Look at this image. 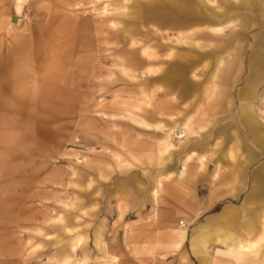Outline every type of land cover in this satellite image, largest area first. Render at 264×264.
Segmentation results:
<instances>
[{
  "label": "rangeland",
  "instance_id": "rangeland-1",
  "mask_svg": "<svg viewBox=\"0 0 264 264\" xmlns=\"http://www.w3.org/2000/svg\"><path fill=\"white\" fill-rule=\"evenodd\" d=\"M243 116L264 0H0V264H264Z\"/></svg>",
  "mask_w": 264,
  "mask_h": 264
},
{
  "label": "crops",
  "instance_id": "crops-1",
  "mask_svg": "<svg viewBox=\"0 0 264 264\" xmlns=\"http://www.w3.org/2000/svg\"><path fill=\"white\" fill-rule=\"evenodd\" d=\"M18 1H20V2H22V0H18ZM229 25H230V23L229 24H227V26H223V27H209L210 29H216V30H218V29H220V30H222V29H227V28H229ZM206 28H207V26H205ZM189 32V31H188ZM170 55V57H168V59H167V61H171L172 60V58H173V55H171V54H169ZM159 73H160V71H159ZM147 75L148 76H156V74L155 75H151L150 73H147ZM28 89V87H25V92H26V96L29 94V91L27 90ZM28 92V93H27ZM211 96V95H210ZM210 96H209V98H210ZM25 99V98H24ZM27 100V99H26ZM22 100H19V99H16L15 100V102L16 103H18V104H21L22 106H23V103L24 102H21ZM243 108H246L247 110L250 108L251 110H252V106L251 105H247V106H244ZM242 119H243V122H244V124L249 128V130H250V132H251V134L253 135V137H254V139H256V141H257V143L260 145V146H262L263 148H264V133L260 130V128H259V125L257 124V122L255 121V119L254 118H252V119H249L248 117H242ZM249 121H251V123H249ZM191 123V119L188 121V124H186V126L184 127V129L186 130V132H187V135L191 132L190 131V126H189V124ZM204 161V160H203ZM190 162V161H189ZM188 162V163H189ZM187 163V164H188ZM183 170H185V168H183L182 169V171ZM185 172V171H184ZM182 173V172H181ZM183 174V173H182ZM167 180V179H170V175H168V176H166V177H161V178H159L158 179V188L159 187H161L162 186V181L163 180ZM154 193H155V196H158L159 195V190H155L154 191ZM256 194H254V196H255ZM259 195H264V192L262 191L261 193H259ZM212 205V204H211ZM229 214H230V212H229ZM226 215H228V213L226 214ZM254 229V228H253ZM253 229L252 228H250V232H252L253 231ZM181 235L183 236V239L181 240L180 239V237H181ZM173 241H175L177 244H179V245H182V244H184V242L186 241V238H187V233H185L184 231H176L175 233H174V235H172L171 237H170ZM260 239V240H259ZM262 239V240H261ZM226 241V242H225ZM221 242H225V243H227V246H228V242H227V240H222L221 239ZM261 244H264V232H263V230H262V234H261V236H259V238L258 239H256L255 241H252V242H247V243H245V242H243V241H241V240H239V241H237L236 243H235V245H237V247H239V246H241V247H247V246H250V249H248V248H246V249H244V250H248L249 252H254V251H256L257 249H258V247L261 245ZM195 252L196 253H198V251L196 250V247H195ZM244 250H242V249H236V252H243ZM247 251V252H248Z\"/></svg>",
  "mask_w": 264,
  "mask_h": 264
},
{
  "label": "bare ground",
  "instance_id": "bare-ground-1",
  "mask_svg": "<svg viewBox=\"0 0 264 264\" xmlns=\"http://www.w3.org/2000/svg\"><path fill=\"white\" fill-rule=\"evenodd\" d=\"M216 31H220V29H218V30H216ZM188 34H190L191 32H187ZM182 40H184L183 38H182ZM144 54H145V56L146 57H148V58H153V55L151 54V52H150V50H148V49H146V50H144ZM172 55V54H171ZM170 57V56H169ZM148 73H150L151 75H154L155 73H159V71L157 70V69H155V68H150L149 70H148ZM185 133V136H181L180 137V139H185L186 137H187V135H186V132H184ZM182 134V133H181ZM162 184V183H161ZM180 239L182 240L183 239V237H182V235H181V237H180ZM260 240V239H259ZM262 240V239H261ZM262 245V244H261Z\"/></svg>",
  "mask_w": 264,
  "mask_h": 264
}]
</instances>
